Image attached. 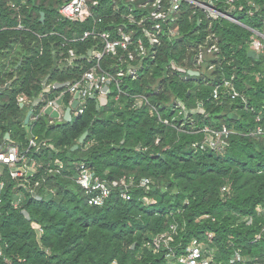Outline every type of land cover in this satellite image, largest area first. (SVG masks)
<instances>
[{"label": "trees", "instance_id": "obj_1", "mask_svg": "<svg viewBox=\"0 0 264 264\" xmlns=\"http://www.w3.org/2000/svg\"><path fill=\"white\" fill-rule=\"evenodd\" d=\"M66 1L0 0V143L13 142L22 154L32 136L49 144L26 153L40 165L26 182L29 188L20 187L23 179H12L4 166L0 264H163L167 250L163 245L157 249L153 241L171 225L177 228L170 246L179 251L198 238L215 248L217 261H228L237 249L247 258H264V214L258 211L264 208V139L250 135L257 126L264 127V79H256L264 56L248 55L252 32L224 18L210 28L201 11L184 6L175 26L179 36L171 40L164 35L154 49L155 59L140 65L137 78L124 79L121 93L112 86L99 109L96 99L89 98L85 113L69 122L50 125L48 115H40L26 123L29 109L17 97H38L48 75L78 80L89 67L81 55L99 42L67 39L87 29L115 35L118 28L141 37V27H132L127 16L140 20L153 10L152 0H104L94 9V18L72 23L59 13ZM248 1L237 0L243 9L234 12L262 31L264 0H254L255 6ZM153 25L145 22L148 29ZM212 33L217 42L208 41ZM214 43L219 53L208 56L206 66L198 65L199 47ZM71 48L79 57L77 64L61 74ZM117 60L107 56L104 68L111 70ZM211 63L213 70L208 69ZM198 69L201 74H190ZM233 77L237 98L224 85ZM140 95L149 104L137 108ZM179 103L185 105L186 117L179 116ZM204 127L233 130L224 151L195 146L203 140L198 131ZM78 163L110 186L103 205L90 204L89 194L76 182ZM146 179L149 188L141 186ZM209 233L214 234L212 241L207 240Z\"/></svg>", "mask_w": 264, "mask_h": 264}, {"label": "built area", "instance_id": "obj_2", "mask_svg": "<svg viewBox=\"0 0 264 264\" xmlns=\"http://www.w3.org/2000/svg\"><path fill=\"white\" fill-rule=\"evenodd\" d=\"M104 0H67L64 2L60 8L59 13L64 20L72 23H85L90 19L94 18V9L101 6ZM254 0H249L248 4L255 6ZM237 0H168L166 6H164L163 0H152L153 10L147 17H142L138 20L133 14L127 16L132 27H141V37L136 36V32L126 31L122 28H118L115 35L108 31H99L96 29H87L83 32L80 37H74L67 39V42H79L85 41L87 39H93L95 42L93 49H89L86 54L81 55V58L86 57L89 67L83 72L82 76L78 80L68 83H52L49 85H44L42 87L41 93L38 97L30 99L29 104L32 106L33 111L30 119H38L40 115H46L45 110L48 107H52L54 110L58 111L59 117L52 118L48 115L46 121L50 124H58L64 120V112L61 111V107L65 104L64 99L69 95L70 99L67 103L68 107L74 101V95L79 92L78 104L76 108L72 110L71 120L74 117H78L85 113L87 108L88 99L92 95H95L96 100L100 104H106L108 101V94L110 93V88L115 86L118 92L121 93V84L126 78H137L139 73V67L147 61H153L155 58L156 47L160 44V40L165 35L171 40L176 39L179 36V28L175 27L179 23V13L183 10L184 6L192 5L196 10L201 11L204 17L209 21L210 28L212 23L220 20L221 18L227 19L231 22H238L236 18V12L242 10V5L236 4ZM147 6V5H146ZM242 8V9H241ZM252 14V11H249ZM150 20L154 22V25L148 29L145 26V22ZM99 19L98 22H101ZM252 35L250 37V50L256 51L259 57L264 56V25L262 31H251ZM210 42L212 38L217 42L216 34L212 33L208 37ZM198 54V65L204 64L208 56H214L219 53V45L216 43L211 44L206 48L205 45L199 47ZM91 53L90 55L88 53ZM118 57L114 68L107 70L104 68L103 63L106 57ZM77 56L75 50L71 48L69 50V60L72 64H77ZM138 62V63H135ZM139 66H138V65ZM215 64L211 63L208 67L209 70L214 69ZM195 72H200L198 69ZM264 79V68L262 72L256 75V79ZM224 85L229 89L232 98H237L240 93L236 89L234 83V77L230 80H224ZM220 86H216L213 93L214 97L218 98ZM243 100L246 102L245 98ZM21 107L27 102V98L23 97L18 99ZM44 102V103H43ZM148 100L146 97L140 95L136 99L135 106L141 108L144 105H148ZM178 109L180 110L179 116L185 113V117L188 114L184 104L179 103ZM156 110L152 108V112ZM204 112L203 109L199 110ZM37 112L36 115L33 113ZM260 121V117L256 119ZM165 124H169L168 120L164 121ZM184 124L178 130H183ZM198 132L204 134L203 140L196 143L195 146L200 145V148L211 149L216 151H224L229 144V137L233 134V130H229L227 127L221 129H215L211 127H204ZM9 134V133H8ZM253 137L264 139V127L261 125L257 126L250 134ZM6 139L10 141L11 137L6 136ZM158 142V141H157ZM49 144L45 141H39L37 136H32L29 138L28 147L25 152L29 151H41L43 148L47 147ZM51 147V146H50ZM22 154L19 151L18 145L13 142L7 144L0 143V177L3 173L4 166L6 165L10 171V176L14 180L23 179V182L19 183L20 187L29 188L26 185L28 178L34 175L31 170H27L30 167L37 171V167L40 165L37 161L27 154ZM62 167L61 163H57ZM27 170V171H25ZM76 170L78 176L76 182L87 191L89 194V203L92 205H103L105 199L110 195V186L102 181L101 179L95 177L91 168L86 166L84 163H78L76 165ZM25 172V173H24ZM122 185H126L125 179L120 182ZM150 180L146 179L141 182V186L149 188ZM38 183L35 184L37 186ZM113 186L119 185L117 182L112 183ZM4 188V182H0V204L2 202V189ZM35 187H30V192L32 197H36L37 193L34 189ZM228 190V189H223ZM124 198H130L127 194H123ZM16 207V203L14 204ZM259 213L264 214V208L258 209ZM251 223L252 219L249 217L247 220ZM176 225H171L170 230L157 236L153 245L160 249L163 245L166 248L164 254L163 264H264V258L251 257L247 258L243 255L240 249L235 250L232 257L228 261H217L215 259V248H209L205 241L198 238H194L190 243H188L183 250H177L170 246V237L176 232ZM264 233V225L261 230V234ZM261 234L257 236L253 242H257L261 239ZM214 237L213 233L207 234V240L212 241ZM4 256V250L2 246V238L0 237V257ZM115 264V263H114Z\"/></svg>", "mask_w": 264, "mask_h": 264}, {"label": "water", "instance_id": "obj_3", "mask_svg": "<svg viewBox=\"0 0 264 264\" xmlns=\"http://www.w3.org/2000/svg\"><path fill=\"white\" fill-rule=\"evenodd\" d=\"M44 19H45V14L42 12V13H41V21H44ZM88 54L90 55L91 53L89 52ZM248 55H249L250 57H253V58H254V57H255V58H259V55H258V54L256 53V51H254V50H249ZM190 74H191V75H196V76H197V75H199V72L190 71ZM0 93H1V92H0ZM78 98H79V92H77V93L74 95V101H73V103H72L69 107H67L66 110H65V112H64V120H65V121H68V122L71 121V113H72V110H73L74 108H76V106H77V104H78ZM91 99H96V98H95V95H92V96H91ZM96 101H97V100H96ZM96 104H97V108L99 109V108H100V103L97 101ZM31 114H32V111H29V113H28V115H27V117H26V119H25V122H26V123L29 122V119H30ZM45 114L51 116L52 118H57V117L60 116L59 113H58V111L54 110L52 107H48V108L45 110ZM58 124H60V123H58ZM6 136L9 137V134L7 133ZM87 136H88V131L85 132V133L80 137V139H79V144H82V143L85 141V139H86ZM79 144L75 145V146L73 147V149H77V148L79 147Z\"/></svg>", "mask_w": 264, "mask_h": 264}, {"label": "crops", "instance_id": "obj_4", "mask_svg": "<svg viewBox=\"0 0 264 264\" xmlns=\"http://www.w3.org/2000/svg\"><path fill=\"white\" fill-rule=\"evenodd\" d=\"M236 18L238 19V22H236L237 24L244 26L245 28L249 29L250 31H259V30H257V29H253L252 27H250V26L244 24L238 15H236ZM18 28H22V25H19ZM259 32H260V31H259ZM249 50H250V48H249ZM84 56H85V55H84ZM83 58H86V57H83ZM259 58H260V57H259ZM20 64H21V63H20ZM20 64H19L18 66H20ZM74 66H75V64L70 63L69 60L66 61V62L64 63V65H62L61 68H60V69H62V70H61V74H62L64 71H66V70H68V69H70V68H73ZM64 73H65V72H64ZM52 77H53L52 75H48V76H46L43 80H41V85H42V87H43V84H44V85H49V84H52V83H54V82H56L57 84H58V83H68V82H71L68 78L66 79L65 77L59 79V76H58V77L56 76L53 80H52ZM39 95H40V94H39ZM68 96H69V95H68ZM23 97L27 98V102H26V104H25L24 106L27 107V108L29 109V111H33L34 108H32V106L29 105V104H31V102H29L30 98L27 97V95L21 94V95H19V96L17 97V100H18V99L20 100V99L23 98ZM66 99H67V98H66ZM66 99H65V104L61 107V111H63V112H65L66 108L68 107V105H67V103H66ZM20 106H21V105H20ZM29 111H28V112H29ZM26 117H27V116H26Z\"/></svg>", "mask_w": 264, "mask_h": 264}, {"label": "rangeland", "instance_id": "obj_5", "mask_svg": "<svg viewBox=\"0 0 264 264\" xmlns=\"http://www.w3.org/2000/svg\"><path fill=\"white\" fill-rule=\"evenodd\" d=\"M29 113V112H28ZM28 115V114H27ZM181 131V130H180ZM5 138H6V136H5ZM32 169V173L34 174L35 172H36V170L35 169H33V168H29V169H27L28 171L29 170H31ZM27 170H25V171H27ZM25 173V172H24ZM16 205L17 206H19V204L18 203H16ZM249 219V217L248 216H244V218H243V221H247Z\"/></svg>", "mask_w": 264, "mask_h": 264}]
</instances>
